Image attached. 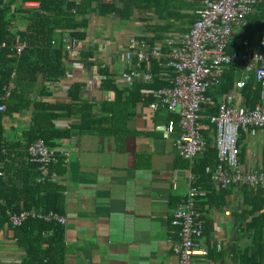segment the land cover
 I'll return each mask as SVG.
<instances>
[{
	"label": "crops",
	"instance_id": "obj_1",
	"mask_svg": "<svg viewBox=\"0 0 264 264\" xmlns=\"http://www.w3.org/2000/svg\"><path fill=\"white\" fill-rule=\"evenodd\" d=\"M136 3L139 5L128 4L127 8L115 0L116 8L123 10L120 15L103 17L88 13L84 16L87 20V27L83 30L85 40L77 42L74 39L75 49L68 50L62 39L67 55L66 74L61 82L46 85L51 96L42 99L49 104H69V89L74 84H81V101L94 106L93 112L97 115L95 121L98 127L91 125L95 132L78 134L76 129H72L68 139L58 140L56 146L52 147L58 151V162H64V172L56 174L57 180L49 179L65 187V215H62L67 219V224L63 225L67 249L65 264H178V257L173 252V245L178 241L177 230L171 227L170 217L186 199L193 185L192 168L196 160L191 165L174 148V141L181 130L179 109L174 112L164 108L151 110L150 105L155 97L144 93L156 92L151 90H142L141 95L151 96L153 101L147 104L143 99L140 102L137 98L130 99L131 103L136 102L132 107L134 109L129 113H121L117 121L100 108L101 103L114 100V92L102 89L106 78L112 80L121 92L132 90L138 84L131 82V69L124 58L131 39L151 38L155 33L153 37L162 39L156 41L154 46L161 48L167 47L170 40L168 36L184 35L179 32H152L154 27H161L164 23L157 20L140 2ZM21 7L37 10L40 2L27 1ZM27 25V21H20L13 23L12 27L22 31ZM256 36L254 41L238 39L237 42L248 41V47L240 45L238 50L253 52L260 44L263 46L259 35ZM0 44L6 47L5 42ZM16 44L13 43L10 49L19 56L21 53L17 54L14 49ZM147 44L150 49L151 46ZM235 65L233 89L221 94L219 82L216 88L209 90V95L215 99L231 95L233 107L240 111L246 107L242 89H237L236 83L243 74V68L240 63ZM229 68L223 69L221 74L225 71L229 73ZM100 70L106 71L109 76L100 74ZM14 74L15 71L11 74L12 79ZM158 75L171 86L172 77L167 71ZM13 88L10 84L4 90L5 100ZM31 98L35 101L39 99L37 93ZM259 106L264 104L256 107ZM32 117V110L3 117L0 123L5 142H24V133L32 126ZM78 123L77 115L54 121L57 129H69ZM114 126H117L115 130ZM238 149L242 170L264 168V130H243L239 136ZM213 169L207 167L206 173L212 176ZM211 179L215 191L224 190L229 194L225 197L223 208H206L205 221L211 223L212 231L207 237L202 235L198 248L204 249L207 255L195 256L192 264H220L221 258L224 264H232L226 245L239 231L235 214L245 209L242 191L237 187L220 189L215 185L213 176ZM238 246L243 249L248 246V240L242 238ZM22 257L24 252L16 247L11 233L5 228L0 230V264H19Z\"/></svg>",
	"mask_w": 264,
	"mask_h": 264
},
{
	"label": "trees",
	"instance_id": "obj_2",
	"mask_svg": "<svg viewBox=\"0 0 264 264\" xmlns=\"http://www.w3.org/2000/svg\"><path fill=\"white\" fill-rule=\"evenodd\" d=\"M27 1L32 0H0V43H6V47L0 51V105L5 108V111L0 113V122L3 117L19 114L20 111H33L32 126L24 133V140H22L24 142L6 143L0 123V230L5 228L9 231L16 247L24 252V257L19 264H65L67 251L65 226L57 222L29 218L19 226L13 227L8 222L7 213L17 214L22 210L35 209L44 214L54 211L65 215V187L49 178L39 180L41 176L39 164L31 161L28 148L39 139H42L47 146L55 147L58 140L70 137L72 129H76L78 134L95 132L91 125L97 126L95 121L97 115L93 112L94 106L81 101L79 97L81 84H74L69 89V104H49L42 99L51 96L46 85L57 84L65 77L67 55L62 44L63 37H70L81 42L86 38L83 30L87 27V20L84 16L88 13H97L103 17L111 14L120 15L123 10L116 8L115 0L110 2L80 0L78 3L73 0H36L40 2V8L37 10L22 8V3ZM117 1L126 7L128 4L136 5V2H140L141 6L151 12L157 20L164 23L161 27H154L152 32L163 33L186 34L197 19L196 11L199 8L197 0ZM20 21L28 22L25 30L19 31L12 27L13 23ZM247 21L244 32L234 37L227 50L240 49L237 44L238 39L254 41L257 38L256 35H259L258 39L264 48V0L257 6L256 12L248 16ZM154 34L151 38H145L151 47L156 41L162 39L153 37ZM13 43L26 45L19 56L10 49ZM167 50L168 47L161 46L160 52L165 53ZM164 65L163 59L151 60L149 64L152 74L151 82L138 83L129 91L121 92L113 85L112 80L106 78L102 89L114 92L115 95L112 102L100 104L101 111L109 113L110 118L117 121L121 113H129L134 109L132 107L136 102L131 103L130 99L137 98L138 102L143 99L147 104L153 101L151 96H142L141 91H157L171 87L166 79L158 75L167 71L168 75L173 77L171 70ZM229 67V73L225 71L221 74L218 87L221 94L231 91L234 86V69L237 65L233 63ZM146 69V64H143L142 70ZM13 71L15 74L12 79ZM99 73L109 76L104 70H100ZM10 84L14 88L9 98L5 100L4 90ZM34 93L38 94L39 99L36 101L31 98ZM241 93L245 107L248 109L264 104V90L255 82L253 74H250ZM215 113L216 108L208 106L203 107L200 113L203 118L201 132L206 146L204 152L196 158L192 168L194 176L192 186L206 192V197L197 203V209L204 222L203 235L206 237L212 231L211 223L205 221L206 208H223L226 204L225 197L229 194L224 190L215 191L211 173H206L207 167L212 170L216 165V151L211 139L214 126L209 121L210 116ZM74 115L79 117L78 125L69 129L55 127L56 119ZM116 128L117 126L114 130ZM242 134L243 130H240L239 136ZM51 170L56 174L64 172L63 160L53 163ZM240 190L245 209L235 214L239 221V231L237 236L226 245L227 255L232 264H264V190L255 191L247 187H242ZM242 238L248 240V246L240 249L238 244ZM219 262L224 264L222 258Z\"/></svg>",
	"mask_w": 264,
	"mask_h": 264
},
{
	"label": "built area",
	"instance_id": "obj_3",
	"mask_svg": "<svg viewBox=\"0 0 264 264\" xmlns=\"http://www.w3.org/2000/svg\"><path fill=\"white\" fill-rule=\"evenodd\" d=\"M78 3L80 0H73ZM262 0H197L199 8L197 19L189 31L182 36L170 35L166 46L168 50L161 53L159 46L149 49L145 38L130 40L129 49L124 53L130 67L131 82L149 83L152 74L148 68L142 70L143 64L149 67L151 60H165L164 67L173 71L171 88L153 94L155 101L150 109L164 108L174 112L179 109V136L174 141L177 154L192 165L205 150L202 136L201 120L203 107H215L216 113L209 121L214 126L213 146L216 151V165L212 171L213 181L220 189L227 187H247L250 190H264V168L250 171L242 170L239 160L238 138L240 130H264V106L238 111L232 105L231 95L215 99L209 95L211 88L219 85L223 69L233 63L242 64L243 74L236 83L237 89H243L250 74L257 84L264 89V51L260 44L256 51H227L238 32H244L247 18L256 12ZM68 50H74L76 41L70 37L63 38ZM248 47V41L237 42ZM5 47L0 44V51ZM14 49L20 54L24 44H16ZM162 65V64H159ZM4 107L0 105V113ZM31 161L39 164L40 178L57 180L51 166L58 162L59 154L55 148L49 147L42 139L28 148ZM206 197V192L193 186L186 199L172 212L171 227L177 230L178 241L173 245V252L178 257V264H192L195 256H206L204 249L198 248L202 238L204 225L197 203ZM227 214V213H226ZM11 226H19L29 218L45 222L67 224L66 217L56 212L46 214L34 210H22L17 214H9Z\"/></svg>",
	"mask_w": 264,
	"mask_h": 264
}]
</instances>
